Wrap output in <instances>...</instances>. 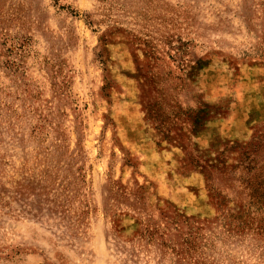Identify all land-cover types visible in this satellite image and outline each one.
I'll return each instance as SVG.
<instances>
[{
	"label": "rangeland",
	"instance_id": "1",
	"mask_svg": "<svg viewBox=\"0 0 264 264\" xmlns=\"http://www.w3.org/2000/svg\"><path fill=\"white\" fill-rule=\"evenodd\" d=\"M0 264H264V0H0Z\"/></svg>",
	"mask_w": 264,
	"mask_h": 264
}]
</instances>
